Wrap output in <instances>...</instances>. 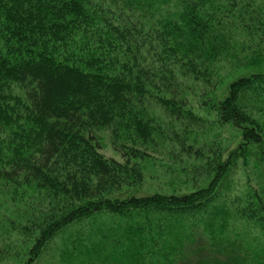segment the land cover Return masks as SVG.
I'll use <instances>...</instances> for the list:
<instances>
[{
  "label": "trees",
  "instance_id": "16d2710c",
  "mask_svg": "<svg viewBox=\"0 0 264 264\" xmlns=\"http://www.w3.org/2000/svg\"><path fill=\"white\" fill-rule=\"evenodd\" d=\"M258 1L0 0V264H35L69 226L104 213L136 223L123 234L136 250L115 264H264V73L217 102L210 93L227 58L247 60L238 33H264ZM192 100L211 101L213 119ZM174 123L177 147L209 123L204 141L227 127L238 149L222 163L207 153L204 188L123 192L141 180L132 160ZM100 129L125 163L99 152ZM205 146L186 148L197 159ZM240 159L241 186L230 180Z\"/></svg>",
  "mask_w": 264,
  "mask_h": 264
},
{
  "label": "rangeland",
  "instance_id": "374dc122",
  "mask_svg": "<svg viewBox=\"0 0 264 264\" xmlns=\"http://www.w3.org/2000/svg\"><path fill=\"white\" fill-rule=\"evenodd\" d=\"M258 2L264 6V0ZM242 29L239 26L238 31ZM238 34L239 37L234 40V45L242 51V54L247 55V60L234 62V60L227 58V64L221 65L223 71L217 74L216 90L211 84L213 90L210 93L216 102L227 95L229 84L238 77L264 73V33L256 28L248 33L250 35ZM235 57L240 59L237 54H235ZM239 65L244 66L234 68V66ZM230 68L232 69L230 70ZM201 101L192 100V110L210 120L213 119L212 112H208V104L211 105L212 102L208 101L205 104L207 106L204 107L205 105H202ZM209 126V123H205L203 130H198L196 141L193 137H187L184 146L177 147L178 145L174 143L173 138L176 133L183 134L184 132L178 124L174 123L172 127L164 125V128L159 131L158 136L160 137L153 142L154 145L145 150L147 154H142L143 157L132 160V163L137 164L141 171V180L134 185L132 184L131 187L124 188L123 192L126 191L137 197L154 193L179 196L207 186L213 177V174H207L206 171L207 164L209 165V161L212 160L209 159L210 156L208 157L207 153L211 150L212 153L218 156L221 155L222 158H217L216 162L222 163L227 154L234 150L237 151L239 146L234 131L227 127H224L216 139L212 140V136L208 134L204 141L202 133L205 129V132H208ZM96 134L100 144L99 152L106 159H114L119 163H125L120 152L114 149L115 144L109 130L100 129ZM119 142H121V139H119ZM201 144L206 145L204 147V158L199 157L196 159L187 152L191 151L190 147L186 148L187 146L191 145L193 149H196ZM141 149L144 150L145 148L142 147ZM237 164L238 169L233 171L230 180L232 179L233 185L239 183L241 186L246 180L245 174H243L244 171H242L244 166L241 159L237 160ZM259 170L262 169L256 168L252 171L255 178L260 174ZM243 188L244 186L238 191ZM129 225L135 226L136 223L135 221H123L106 213L98 215L95 219L73 224L49 243L35 264H115L114 259L121 255L126 257L125 253L127 251L136 250L138 246L130 244L123 236ZM122 262L128 264L125 260H122Z\"/></svg>",
  "mask_w": 264,
  "mask_h": 264
}]
</instances>
